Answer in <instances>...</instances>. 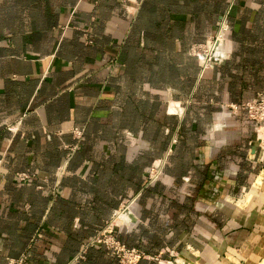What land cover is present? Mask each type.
Listing matches in <instances>:
<instances>
[{
    "label": "crops",
    "instance_id": "0c3cea01",
    "mask_svg": "<svg viewBox=\"0 0 264 264\" xmlns=\"http://www.w3.org/2000/svg\"><path fill=\"white\" fill-rule=\"evenodd\" d=\"M221 20L223 57L201 69L190 49ZM262 91L264 0H0V264H119L89 243L115 211L126 247L232 262L214 256L251 221L235 201L264 137L227 106Z\"/></svg>",
    "mask_w": 264,
    "mask_h": 264
},
{
    "label": "built area",
    "instance_id": "2783aa9c",
    "mask_svg": "<svg viewBox=\"0 0 264 264\" xmlns=\"http://www.w3.org/2000/svg\"><path fill=\"white\" fill-rule=\"evenodd\" d=\"M225 29L226 25L224 21L221 20L218 23L217 29L213 35L209 36L203 44H195L191 47L190 53L196 58L201 69L207 68L212 62L223 57V54L215 53V46L219 44V42L223 45ZM227 107L231 110H242L246 117L254 124H262V126H264V91L257 93L252 99L242 101L238 104L229 103ZM69 131L77 140L82 136L81 128L72 127ZM65 147L68 150L67 156H69L71 151L74 150L75 144L66 145ZM161 164L162 162L158 160L149 166L147 174L149 181L154 180L157 177ZM57 172H62V166L58 167ZM14 177L18 182H24L32 178L33 175L27 172L17 171L14 173ZM128 203L122 205L121 208H118V210L124 211L127 208ZM115 216L116 211L112 214L111 219ZM113 227L112 220L109 219V221L105 222L102 228L96 231V233L89 240V243L102 246L109 255L116 259L119 264H135L138 260L144 258L156 260L154 256H148L139 249L126 247L124 244L119 242L112 234ZM80 257H82V252L75 256V259ZM23 262L24 256H20L17 259L9 260L7 263L22 264Z\"/></svg>",
    "mask_w": 264,
    "mask_h": 264
},
{
    "label": "rangeland",
    "instance_id": "374dc122",
    "mask_svg": "<svg viewBox=\"0 0 264 264\" xmlns=\"http://www.w3.org/2000/svg\"><path fill=\"white\" fill-rule=\"evenodd\" d=\"M216 29L217 27L215 28L214 32L216 31ZM204 42H201L198 44H203ZM223 43H224V36H223ZM254 127L255 129H257V134H260L262 137H264V126H262V124H254ZM262 182H264V173L261 176H259V179H257L256 182H253L251 184L250 189L246 191L247 194H244L240 199L235 201L236 203H235L234 216L238 218L242 217L243 214H246L245 211H243V208H245L246 211L251 210L250 211V215L252 217L250 218L251 221L248 224L245 223L244 221H239L231 229H228L227 231H225V233L220 234V235H223L222 237L224 239L229 236L230 243H228L227 245L224 244L221 250L217 251V254H215L214 256V259L216 258L217 260H220L221 257L230 256V258L232 259V262L225 261L224 262L225 264H251L253 262V259L255 258L254 254H260V255L264 254V193H263L264 185L260 184ZM254 183H257V184H254ZM113 219L110 218V220H112L113 226H115V224H120L114 221ZM217 236L216 234H213L211 238L215 239V237ZM243 244H245V249L239 251L240 246H243ZM204 247H207V249L209 248L208 245ZM198 248L199 247H197V249ZM228 248L233 249V251L231 252ZM205 251L206 249L202 253L205 254L206 253ZM164 252H166V256L163 258L162 256H154L156 258V263L180 264L182 259H185L181 255L177 256L176 258V254H173V251L171 249L165 250ZM175 258L176 260L174 261ZM186 258L188 259L187 263L189 264H205L206 263L205 261H200V260L199 262H194L193 260L194 258L192 256H189ZM216 264H222V263L217 262Z\"/></svg>",
    "mask_w": 264,
    "mask_h": 264
},
{
    "label": "bare ground",
    "instance_id": "6f19581e",
    "mask_svg": "<svg viewBox=\"0 0 264 264\" xmlns=\"http://www.w3.org/2000/svg\"><path fill=\"white\" fill-rule=\"evenodd\" d=\"M215 53L217 54H221L222 53V50H223V45L221 42H219V44H217L215 46ZM259 179V178H258ZM254 184H257V183H254ZM261 185H264V182L260 183ZM254 187V185H253ZM257 187V186H256ZM264 187V186H263ZM262 189V188H261ZM254 190V188H253ZM256 190V189H255ZM259 190V188H258ZM253 193V192H252ZM249 194V193H248ZM251 194V193H250ZM255 194V193H254ZM247 200V199H246ZM122 211V210H120ZM123 212V211H122ZM254 259H253V262L251 264H264V254L263 255H260V254H254Z\"/></svg>",
    "mask_w": 264,
    "mask_h": 264
},
{
    "label": "trees",
    "instance_id": "16d2710c",
    "mask_svg": "<svg viewBox=\"0 0 264 264\" xmlns=\"http://www.w3.org/2000/svg\"><path fill=\"white\" fill-rule=\"evenodd\" d=\"M145 262H149L150 264H151V263H153V264H157V263H156V260H153V259H151V260H147V261H146V259H140V260H138L135 264H143V263H145Z\"/></svg>",
    "mask_w": 264,
    "mask_h": 264
}]
</instances>
